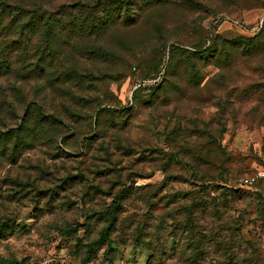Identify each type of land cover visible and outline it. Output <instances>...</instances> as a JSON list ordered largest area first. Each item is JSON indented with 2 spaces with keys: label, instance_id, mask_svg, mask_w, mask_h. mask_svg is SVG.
Returning <instances> with one entry per match:
<instances>
[{
  "label": "rangeland",
  "instance_id": "rangeland-1",
  "mask_svg": "<svg viewBox=\"0 0 264 264\" xmlns=\"http://www.w3.org/2000/svg\"><path fill=\"white\" fill-rule=\"evenodd\" d=\"M136 1L93 77H0L4 264H264V0Z\"/></svg>",
  "mask_w": 264,
  "mask_h": 264
},
{
  "label": "trees",
  "instance_id": "trees-1",
  "mask_svg": "<svg viewBox=\"0 0 264 264\" xmlns=\"http://www.w3.org/2000/svg\"><path fill=\"white\" fill-rule=\"evenodd\" d=\"M55 1L0 0V77L16 73L57 91V83L78 81L84 74L93 77L91 71H78L80 59L91 62L110 59L103 34L117 24H130L120 14L129 0H68L58 6ZM132 1L137 4L136 0ZM156 1L164 0H153V3ZM148 4L146 1L145 5ZM215 53L218 63L224 57V49ZM204 55L200 51L196 57L204 59ZM223 59L226 60V56ZM191 64L194 67V63ZM187 249L192 259L185 264H208L202 261L204 259L194 258L208 254L206 248L199 245ZM230 251V247H226L228 254L221 253L223 260L209 264H233L230 258L225 259L232 255ZM156 258L153 254L147 264H157ZM90 261L81 258V264ZM0 264L4 263L0 260ZM7 264L26 263L11 261ZM108 264L113 262L108 260Z\"/></svg>",
  "mask_w": 264,
  "mask_h": 264
},
{
  "label": "built area",
  "instance_id": "built-area-1",
  "mask_svg": "<svg viewBox=\"0 0 264 264\" xmlns=\"http://www.w3.org/2000/svg\"><path fill=\"white\" fill-rule=\"evenodd\" d=\"M264 19V15H263V18ZM263 20H261V23H262ZM264 183V165L257 168L255 170V172L253 174H251L250 176L244 178L242 181H241V185L243 186H247V187H252L254 185H256L257 183Z\"/></svg>",
  "mask_w": 264,
  "mask_h": 264
}]
</instances>
